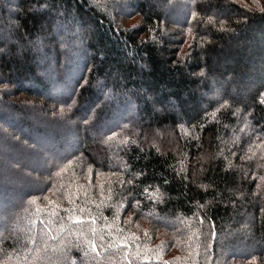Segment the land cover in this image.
<instances>
[{
	"label": "trees",
	"instance_id": "1",
	"mask_svg": "<svg viewBox=\"0 0 264 264\" xmlns=\"http://www.w3.org/2000/svg\"><path fill=\"white\" fill-rule=\"evenodd\" d=\"M107 1L0 0V264H264V0Z\"/></svg>",
	"mask_w": 264,
	"mask_h": 264
},
{
	"label": "rangeland",
	"instance_id": "2",
	"mask_svg": "<svg viewBox=\"0 0 264 264\" xmlns=\"http://www.w3.org/2000/svg\"><path fill=\"white\" fill-rule=\"evenodd\" d=\"M100 1L104 2V0H100ZM107 2L108 3L113 2V5L117 7V5L115 4V0H110V1H107ZM116 11H117V19L120 20L121 24L131 25V24H134V23L135 24L136 23L139 24L141 22L139 17L124 18L122 12H125V11L121 10L120 7L117 8Z\"/></svg>",
	"mask_w": 264,
	"mask_h": 264
}]
</instances>
